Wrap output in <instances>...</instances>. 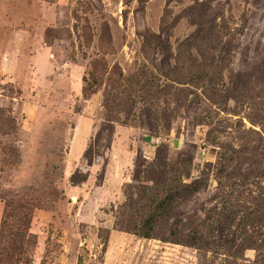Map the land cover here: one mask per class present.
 I'll return each instance as SVG.
<instances>
[{
	"label": "rangeland",
	"instance_id": "obj_1",
	"mask_svg": "<svg viewBox=\"0 0 264 264\" xmlns=\"http://www.w3.org/2000/svg\"><path fill=\"white\" fill-rule=\"evenodd\" d=\"M27 211L21 264H264V0H0V245Z\"/></svg>",
	"mask_w": 264,
	"mask_h": 264
},
{
	"label": "trees",
	"instance_id": "obj_2",
	"mask_svg": "<svg viewBox=\"0 0 264 264\" xmlns=\"http://www.w3.org/2000/svg\"><path fill=\"white\" fill-rule=\"evenodd\" d=\"M165 201L162 202V205H164ZM163 207L159 206L158 210H162ZM26 216L23 218V221L21 222L20 225H18V232H8V237H7V245L3 246L0 245V264H21L20 262V257L15 258V256H20L23 255L24 252L23 250V246H24V241L27 238L28 234V226H29V222H28V211L25 214ZM152 221H153V216H150V218L145 222V226L142 231V233H138L139 236H142L144 238H150L151 234L150 231L152 230ZM5 231H2L0 238L1 240H3L6 235H5ZM13 234H15L14 239L13 238Z\"/></svg>",
	"mask_w": 264,
	"mask_h": 264
}]
</instances>
